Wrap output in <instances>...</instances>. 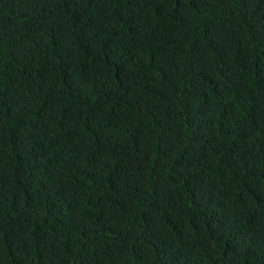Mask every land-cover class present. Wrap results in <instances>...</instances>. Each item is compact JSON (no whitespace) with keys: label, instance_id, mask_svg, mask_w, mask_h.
Wrapping results in <instances>:
<instances>
[{"label":"trees","instance_id":"obj_1","mask_svg":"<svg viewBox=\"0 0 264 264\" xmlns=\"http://www.w3.org/2000/svg\"><path fill=\"white\" fill-rule=\"evenodd\" d=\"M0 264H264V0H0Z\"/></svg>","mask_w":264,"mask_h":264}]
</instances>
